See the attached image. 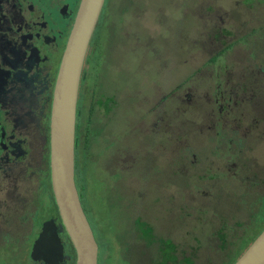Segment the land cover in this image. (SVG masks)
<instances>
[{
  "label": "rangeland",
  "instance_id": "obj_1",
  "mask_svg": "<svg viewBox=\"0 0 264 264\" xmlns=\"http://www.w3.org/2000/svg\"><path fill=\"white\" fill-rule=\"evenodd\" d=\"M254 1L110 0L105 25L89 54L81 93L85 100L81 121L84 133L89 126L90 153L77 164L81 199L100 245V264H151L160 250H166L164 240L150 244L139 236L135 222L139 217L153 227L155 238L172 239L179 259L187 257L189 264H233L263 230L264 183L260 180L264 181V169L251 189L226 171L220 172L218 180L200 178L207 175L205 165L230 168L241 163L248 168L250 161L243 157L251 155L249 150L264 166V139L253 134L264 131L261 118L249 131L251 126L241 119L250 117V108H233L237 119L228 117L232 120L225 126L229 133L214 138L220 125L211 124L215 116L205 115L208 110L200 104L214 93L217 81L247 87L263 81V72L240 75L232 82L216 77L223 63L218 70L219 55L209 59L221 47L213 41L219 25L227 26L232 31L229 39L236 40L249 30L237 25L249 17H234L247 8L255 14L264 12V0ZM225 10L230 14L224 24L211 18L213 12ZM262 31L252 37L263 36ZM244 49L248 54L249 49ZM236 53L232 69L244 70L240 46L234 53L228 46L221 50L224 64ZM190 94L196 101L193 108L184 100ZM106 96L112 103L107 105L105 99L100 109L97 103ZM92 100L94 107L89 110ZM157 102L160 119L152 122ZM89 115L92 123L87 121ZM118 147L127 159L116 152ZM236 156L241 161L234 160L239 159ZM176 168L187 174L176 176ZM201 204L211 210L206 209V218L196 220L195 209ZM185 209L194 216L183 215ZM218 212L226 213L229 221L220 222ZM5 225L0 220L3 231ZM10 251L12 243H0V254ZM138 259L144 263H136Z\"/></svg>",
  "mask_w": 264,
  "mask_h": 264
},
{
  "label": "flooded vegetation",
  "instance_id": "obj_2",
  "mask_svg": "<svg viewBox=\"0 0 264 264\" xmlns=\"http://www.w3.org/2000/svg\"><path fill=\"white\" fill-rule=\"evenodd\" d=\"M81 2L82 0H0V220L7 224L5 225L6 230L3 231L0 228V243H12V251L0 254V264H53L44 258L43 251L49 247L54 248L57 254L61 251L63 260L57 264H75L76 262L77 253L64 227L52 185L50 132L58 74L69 38L76 24ZM254 4H257L256 0ZM109 5L110 0H105L90 39L82 71L76 122V182L78 180L77 164L83 162L90 153L89 148L86 147V144L88 146L86 135L89 126L87 125V131L84 133L85 125H82L81 121L85 107L84 97H81L84 88L83 82L87 74L90 51L95 48V40L99 36L103 22L105 25L107 16L105 10H108ZM210 10L208 7L209 13H211ZM222 12L217 15L213 12L211 18H217L220 20L219 23L224 24L229 12L228 10H225V13ZM239 16L234 18L249 17L248 21L243 22L244 25L243 23L237 25L244 31L246 28L249 30L242 33L240 38L233 40L232 38L229 39L232 31L227 26L219 25L220 32H214L213 41L220 42L221 47L209 57L210 59L212 56L219 55L216 68L221 69L222 63L223 66L216 77H226L229 82L234 79L237 81V77L240 75L250 76L251 73L254 75L264 73V31H262L263 36L252 37L254 33L264 29V12L255 14L247 8ZM245 25L250 27H245ZM227 46L233 53L240 46L243 53L241 57L243 61L240 62V66L244 70H240V67L232 69L231 63L236 55H239L238 53L231 59H227L229 64H224L226 60L221 55V50ZM244 48L249 49L248 54ZM250 60L256 61V64L252 66ZM173 93L171 91L168 96L172 97ZM105 99L109 100L107 105L112 103L111 97L106 96L100 103H97L100 109L105 105ZM184 100L187 101L188 107L196 102L192 94ZM200 102L208 110L205 115L208 117L215 116L214 123L211 124L220 125V129H214L216 131L214 138L228 132L225 126L232 122L228 117L233 116L235 118L233 108L242 107V105L250 108V117L240 118L251 126L250 131L254 128L252 123H257L255 119L261 118L264 121V79L260 84L251 85L250 83L248 87L246 84L229 85L217 81L214 93L207 99L202 98ZM156 105L152 122L155 119H160L159 102ZM93 107L92 100L89 110H92ZM87 121L92 123V116L89 115ZM78 127H80V132ZM234 130L238 132V135L241 134L239 130ZM253 134L256 138L262 137L261 139H264V131ZM210 138L213 139V137ZM229 139L231 141L233 138ZM119 148L122 147H118L116 152L120 153L121 157H125V152ZM249 152L250 156L245 155L247 158L243 157V160L250 161L248 168H244L241 163L228 165L230 168H215L214 165H205L207 175L204 177L202 174L200 178L218 180L226 171L237 181L241 179L239 182H242L244 187L256 188V184L260 180L258 174L264 169V166L252 155L251 150ZM236 157L239 159L234 158V160L241 161L240 156ZM176 169V176L180 173L182 175L187 174L182 171V168ZM213 169L214 171L210 172ZM241 173H244L243 177H240ZM237 181L231 182V184ZM260 181L264 183L263 179ZM205 185V181L199 184L200 189H203ZM77 186L79 189L78 182ZM203 193L207 194L209 191L206 192L205 190ZM220 195L217 194V197L219 198ZM230 208L234 209L235 207ZM206 209L211 210V207L203 204L201 207H196L195 219L203 220L206 218L208 216ZM225 214L218 212L217 216L220 222L229 221L228 215ZM183 215L194 216V213L190 215V211L188 213L185 209ZM138 220L141 221V218L139 217ZM138 220L135 219V222L137 223ZM45 227H47V235L38 245V240ZM137 231L140 232L139 236L141 237L142 232ZM94 233L96 235L95 229ZM35 248L39 254L37 258L32 255ZM100 255L101 251L99 252V260ZM186 263L184 260L183 264Z\"/></svg>",
  "mask_w": 264,
  "mask_h": 264
},
{
  "label": "water",
  "instance_id": "obj_3",
  "mask_svg": "<svg viewBox=\"0 0 264 264\" xmlns=\"http://www.w3.org/2000/svg\"><path fill=\"white\" fill-rule=\"evenodd\" d=\"M105 0H82L58 74L51 113L50 164L52 185L64 227L75 247V264H99L100 245L84 209L76 182V122L82 71L92 34ZM47 235L42 232L38 245ZM44 258L57 264L61 251H43ZM33 257H39L36 248ZM233 264H264V229Z\"/></svg>",
  "mask_w": 264,
  "mask_h": 264
},
{
  "label": "trees",
  "instance_id": "obj_4",
  "mask_svg": "<svg viewBox=\"0 0 264 264\" xmlns=\"http://www.w3.org/2000/svg\"><path fill=\"white\" fill-rule=\"evenodd\" d=\"M77 157L79 158V155ZM136 229L142 232L141 236L146 238L150 244L155 243V241H157V244L158 241L163 243L161 240H164V245L167 246L166 250H164L163 252L159 248L160 257H158L156 260H152L151 264H183L185 259H179V256L177 254V245L172 241V239L163 236L155 238V233L152 226L148 225V223L146 222H141L140 220L137 221ZM222 239L225 240V234H222ZM138 262H140V260Z\"/></svg>",
  "mask_w": 264,
  "mask_h": 264
}]
</instances>
